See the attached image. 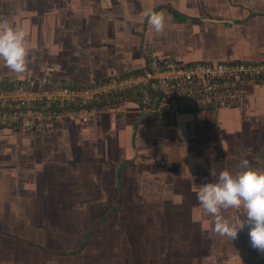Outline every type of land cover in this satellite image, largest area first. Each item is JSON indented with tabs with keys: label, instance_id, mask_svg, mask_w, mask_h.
Instances as JSON below:
<instances>
[{
	"label": "crops",
	"instance_id": "1",
	"mask_svg": "<svg viewBox=\"0 0 264 264\" xmlns=\"http://www.w3.org/2000/svg\"><path fill=\"white\" fill-rule=\"evenodd\" d=\"M149 9L166 14L163 33ZM0 18L30 40L28 71L0 64V82L53 73L93 83L138 70L147 49L264 60V0H0ZM243 91L237 107L180 114L169 126L122 101L32 132L0 130V264H130L136 247L161 248L162 221L179 215L208 237L197 187L242 159L264 168V85ZM148 252L132 263L154 264Z\"/></svg>",
	"mask_w": 264,
	"mask_h": 264
},
{
	"label": "built area",
	"instance_id": "2",
	"mask_svg": "<svg viewBox=\"0 0 264 264\" xmlns=\"http://www.w3.org/2000/svg\"><path fill=\"white\" fill-rule=\"evenodd\" d=\"M250 84L264 85V60L184 61L147 49L137 71L93 83L76 84L53 73L2 80L0 130L32 132L57 119H85L116 108L115 100L133 102L139 114L169 126L180 114L237 107Z\"/></svg>",
	"mask_w": 264,
	"mask_h": 264
},
{
	"label": "clouds",
	"instance_id": "3",
	"mask_svg": "<svg viewBox=\"0 0 264 264\" xmlns=\"http://www.w3.org/2000/svg\"><path fill=\"white\" fill-rule=\"evenodd\" d=\"M143 15L155 33L164 32L167 20L163 11L149 9ZM29 63L28 33L0 18V64L22 75ZM195 191L203 212L211 217L213 232L233 241L247 227L251 247L264 253V168L253 167L248 159H242L237 171L224 169L215 181L201 184ZM229 210L242 212V218L227 217Z\"/></svg>",
	"mask_w": 264,
	"mask_h": 264
},
{
	"label": "rangeland",
	"instance_id": "4",
	"mask_svg": "<svg viewBox=\"0 0 264 264\" xmlns=\"http://www.w3.org/2000/svg\"><path fill=\"white\" fill-rule=\"evenodd\" d=\"M2 141L3 144L10 145V143ZM225 215L233 219L239 218L233 217L232 210L226 212ZM170 220L171 227L168 219L162 221V225L166 226L161 229L163 231L159 239L161 242L163 241L161 248L147 250L149 251L146 254L147 256L151 254L155 259H158L154 264H264V253L251 247L247 227L238 234L236 240L231 241L213 232L211 217L208 221V237L199 232L197 220L180 215ZM169 229L174 232L172 236ZM132 235L135 238L141 236L138 233ZM147 251H142V249L136 247V249L128 252L126 262L130 260V264H133L134 259L136 260L138 256ZM126 255V251H123L124 258H126Z\"/></svg>",
	"mask_w": 264,
	"mask_h": 264
},
{
	"label": "trees",
	"instance_id": "5",
	"mask_svg": "<svg viewBox=\"0 0 264 264\" xmlns=\"http://www.w3.org/2000/svg\"><path fill=\"white\" fill-rule=\"evenodd\" d=\"M136 71H137V70H136ZM114 102L117 104L119 101H118V100H115ZM101 106H102V105H101Z\"/></svg>",
	"mask_w": 264,
	"mask_h": 264
},
{
	"label": "water",
	"instance_id": "6",
	"mask_svg": "<svg viewBox=\"0 0 264 264\" xmlns=\"http://www.w3.org/2000/svg\"><path fill=\"white\" fill-rule=\"evenodd\" d=\"M144 115V114H143Z\"/></svg>",
	"mask_w": 264,
	"mask_h": 264
}]
</instances>
